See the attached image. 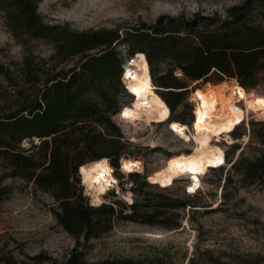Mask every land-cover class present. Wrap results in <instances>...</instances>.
Returning <instances> with one entry per match:
<instances>
[{
  "label": "trees",
  "instance_id": "16d2710c",
  "mask_svg": "<svg viewBox=\"0 0 264 264\" xmlns=\"http://www.w3.org/2000/svg\"><path fill=\"white\" fill-rule=\"evenodd\" d=\"M0 12L10 35L22 45L26 40H42L52 47L48 59L28 53L15 68L0 65V182L20 179L50 196L57 223L74 240L62 264H163L158 257L91 263L85 251L92 240L102 238L118 223L175 231L184 228L183 222L191 225L196 215L220 208L191 204L190 199L201 192L184 194L185 198L163 193L155 198L142 196L128 205L115 200L92 206L83 196L78 169L106 158L116 171L119 161L128 157L125 149L130 142L111 117L128 105L125 99H133L120 79L127 61L136 55L148 65L151 84L169 109L168 122L187 124L174 114L179 107L180 114H187L192 122L186 99L197 86L234 80L249 91L264 85V0H243L228 8L223 19L166 17L127 31H75L67 25H48L37 11V0H0ZM73 59L76 63L66 66ZM163 64L166 67L161 70ZM231 135L234 140L247 135L246 143L252 138L264 147L263 123H250L247 132L236 128ZM24 141L29 143L26 149ZM244 146L229 145L223 153L225 165L209 169L232 172L238 178L237 189L262 188L264 152L247 158L242 154ZM145 177L140 190L150 186ZM231 183L229 174L221 189ZM7 193L0 185V202ZM193 248L187 264H196L199 253L205 264L245 263L224 260L223 253L213 257L209 250L199 252L197 245Z\"/></svg>",
  "mask_w": 264,
  "mask_h": 264
},
{
  "label": "rangeland",
  "instance_id": "374dc122",
  "mask_svg": "<svg viewBox=\"0 0 264 264\" xmlns=\"http://www.w3.org/2000/svg\"><path fill=\"white\" fill-rule=\"evenodd\" d=\"M242 1L37 0V11L42 21L48 25H67L75 31L100 28H122V31H127L132 26L152 25L158 19L166 17L196 20L216 16L223 19L228 8ZM262 25L264 27V21ZM28 53L48 59L52 55V47L42 40H26L22 45L10 35L3 13L0 12V65L15 68ZM76 61L77 59L70 60L66 66H71ZM165 67L163 64L161 70ZM225 82L229 85L237 83L234 80ZM187 84L190 82L187 81ZM207 84L212 88L218 85ZM205 86L206 84L197 86L187 96L186 102L191 108V114L195 105L193 100L199 102L198 93ZM246 92L264 97V85ZM125 101L132 103V106H124L120 110V116L126 120L115 119L125 140L130 142V146L125 149L128 157L122 159L134 160L142 170L139 173L125 174L120 171L121 166L116 171L112 167L117 185L102 196L101 203L116 200L128 205L142 196L155 198L163 193L185 198V187L190 184L187 175H171L166 183L150 184L141 190L139 186L143 183V176H146L144 180L149 184L148 177L153 171L165 167L170 157L191 152L198 143L200 138L194 137L193 132H185L191 124L187 114H180L181 107L174 113L183 117L187 126L175 121L167 124L156 114H152L148 106L142 104L145 108L139 107L131 98ZM235 104L233 122L235 119V124L243 120L239 130L247 132L250 123L264 124L263 120L251 112L248 113L242 103L239 106L244 113ZM228 138L235 144H246L242 154L247 158L264 152V147L252 138L246 143L247 135L239 140H234L232 135ZM228 138L222 135L218 139L212 138L211 144L220 146L223 151L228 150ZM22 147L28 148V141H24ZM132 174H138L139 177L134 178ZM229 174L232 176V183L221 189L225 176ZM172 176L175 177L170 179ZM199 176L201 189L196 193L201 194L191 198V204L210 205V208H220L219 212L196 215L191 225L183 222L184 228L175 231L134 222L118 223L108 234L89 243V248L85 251L86 260L96 263L106 258L152 260L158 257L163 264H187L188 258L194 254L193 246L197 245L199 252L209 250L213 257L223 253L224 260L245 262L244 264L257 261L258 264H264V187L245 186L237 189L235 183L238 178L226 170H207ZM78 179L83 196L91 205L79 175ZM0 185L8 190L0 202V264H62L72 249L74 240L57 223L52 211L55 204L50 196L34 189L32 184L16 178H6ZM134 188H137V192L132 191ZM128 193L131 202L124 198V194ZM224 193L226 200L221 197ZM220 201L222 205L218 206ZM204 260L205 257L200 253L196 256V264H205Z\"/></svg>",
  "mask_w": 264,
  "mask_h": 264
},
{
  "label": "bare ground",
  "instance_id": "6f19581e",
  "mask_svg": "<svg viewBox=\"0 0 264 264\" xmlns=\"http://www.w3.org/2000/svg\"><path fill=\"white\" fill-rule=\"evenodd\" d=\"M135 57L134 74L132 79L126 82L130 93L135 96L133 101L139 107L145 108L142 104L148 106L152 114H156L160 120L167 122L170 115L169 109L159 95L153 92L147 63L144 59ZM198 99L197 103L193 100L195 117L192 120V131L188 129V134L193 132L194 137L200 140L191 152L172 156L167 160L165 167L153 171L148 177V182L151 184H164L171 175H187L189 179L192 178L190 189L195 190L200 185L199 174L206 172L209 168L223 165V150L220 146L211 144V141L212 138L218 139L221 135L228 138L235 127L242 123L243 120L235 124L236 119L233 122L234 103L236 108L243 112L237 105L242 100L243 107L248 113L251 112L264 121V97L246 92L237 83L229 85L228 82L223 81L215 88L206 84L204 90L198 93ZM227 140L230 144L233 143L231 138ZM120 166V171L125 174L139 173L142 170L141 166L132 159H121ZM78 172L85 194L90 197L92 206L100 205L102 196L117 182L112 173L113 168L106 158L86 163L80 166ZM124 198L131 202L129 193L124 194Z\"/></svg>",
  "mask_w": 264,
  "mask_h": 264
},
{
  "label": "built area",
  "instance_id": "2783aa9c",
  "mask_svg": "<svg viewBox=\"0 0 264 264\" xmlns=\"http://www.w3.org/2000/svg\"><path fill=\"white\" fill-rule=\"evenodd\" d=\"M137 56V55H136ZM134 57L133 58H131V59H129L128 61H127V63H126V65H125V67H124V69H123V72H122V76H121V79H120V81H121V84H122V86L124 87V89L126 90V91H128L129 93H130V90L128 89V87H127V84H126V82L129 80V79H132V75L134 74V66H133V64H134ZM153 90L155 91V89L153 88ZM132 94V93H131ZM132 96H133V99H134V95L132 94ZM241 103H242V100H241ZM241 103H239V104H237L238 106L241 104ZM126 106H132V103H128V105H126ZM195 106V105H194ZM240 107V106H239ZM123 108V107H122ZM120 110L121 109H119V111L116 113V114H114L112 117H111V119L115 122V119H117L118 121H123V120H126L125 118H122L121 116H120V114L122 113V112H120ZM116 115V116H115ZM192 116H193V119H194V117H195V113H194V109L192 110ZM116 123V122H115ZM167 124L169 123L168 122V120H167V122H166ZM117 124V123H116ZM153 124H156V123H153ZM159 124H161V123H159ZM119 125V124H118ZM117 125V126H118ZM119 127V126H118ZM191 131H192V122H191V124L189 125V126H187ZM240 126H236L235 127V129L236 128H239ZM120 128V127H119ZM234 129V130H235ZM234 130L230 133V135L234 132ZM186 133H188L189 131L188 130H186L185 131ZM121 133H122V131H121ZM122 136H123V133H122ZM242 137H244V136H242ZM123 138H124V136H123ZM125 139V138H124ZM128 142H129V140H127ZM223 141H225V140H223ZM230 145V144H229ZM224 152V151H223ZM225 165V160H224V164H223V166ZM120 166V165H119ZM207 170H210V169H207ZM113 173V172H112ZM200 177V176H199ZM146 178V177H145ZM189 182L191 183L192 182V178H190L189 179ZM149 184H151L150 182H149ZM115 185H117V182L116 183H114V185H112L111 186V188L110 189H113V187L115 186ZM153 185V184H152ZM190 185V184H189ZM189 185L187 186V187H185V194L186 195H193V194H195L199 189H201V185H199L195 190H191L190 189V187H189ZM109 191V190H108Z\"/></svg>",
  "mask_w": 264,
  "mask_h": 264
},
{
  "label": "water",
  "instance_id": "95a60500",
  "mask_svg": "<svg viewBox=\"0 0 264 264\" xmlns=\"http://www.w3.org/2000/svg\"><path fill=\"white\" fill-rule=\"evenodd\" d=\"M119 165H120V161H119ZM78 175H79V172H78Z\"/></svg>",
  "mask_w": 264,
  "mask_h": 264
}]
</instances>
